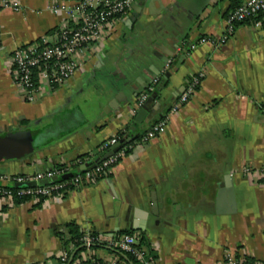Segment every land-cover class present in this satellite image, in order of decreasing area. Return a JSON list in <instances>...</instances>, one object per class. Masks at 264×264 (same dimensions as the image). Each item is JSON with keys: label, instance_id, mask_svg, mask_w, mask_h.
<instances>
[{"label": "crops", "instance_id": "crops-1", "mask_svg": "<svg viewBox=\"0 0 264 264\" xmlns=\"http://www.w3.org/2000/svg\"><path fill=\"white\" fill-rule=\"evenodd\" d=\"M18 1L21 11L0 9V135L33 131L74 106L86 122L21 159H0L1 176L71 169L80 156L91 167L107 152L103 141L126 127L136 136L161 116L166 127L95 184L40 207L0 203V264H58L68 223L100 236L78 254L85 262H123L108 240L124 231L142 238L156 264H221L229 255L264 262V24L227 34L231 0H136L98 57L27 103L8 58L60 18L47 9L52 0ZM166 73L145 119L131 124L135 98ZM198 75L194 94L169 113Z\"/></svg>", "mask_w": 264, "mask_h": 264}, {"label": "built area", "instance_id": "built-area-1", "mask_svg": "<svg viewBox=\"0 0 264 264\" xmlns=\"http://www.w3.org/2000/svg\"><path fill=\"white\" fill-rule=\"evenodd\" d=\"M136 0H52L47 9L59 16L57 28L51 34L42 35L37 40L17 47L8 58L9 68L14 76L16 87L21 98L27 103H33L43 99L57 90L65 87L74 76L83 69L103 48L105 37L109 35L115 26L128 14ZM10 8L21 11L22 5L18 0H0V9ZM260 17L264 24V0H243L242 4L231 11L226 19L227 34H231L238 23ZM227 35L221 38L226 41ZM1 40V31H0ZM209 43H215L213 39H207ZM200 75L193 76L180 97L173 103L169 113H175L179 107L185 104L194 94L195 88L200 82ZM159 77L153 79L156 84ZM148 87L135 98L131 107L132 118L136 115L153 91ZM166 127V119L153 124L142 136L140 143H147L162 133ZM125 130V129H124ZM121 130V131H124ZM118 133L103 141L102 151H108L112 146L119 144ZM135 146V145H134ZM133 146V147H134ZM132 147V149H133ZM125 155L123 149H118L107 159L99 161L95 167L88 169L84 174L73 175L71 179L60 183H49L41 187L18 188L14 193L11 190L0 187V203H13L14 196H31L34 201L38 198H60L67 192L69 186H80L86 181V186L95 184L99 174L112 169ZM68 169L65 167V170ZM66 172L58 168L50 169L32 176L2 175L1 181L24 182L53 179ZM33 201V202H34ZM86 248H90L93 242L99 243L100 236L92 237L89 233L81 239ZM108 246L126 252L134 253L144 264H156L155 259L147 249L140 246V237L133 234H122L115 239L108 240ZM73 246L65 248L59 259L61 264L68 260ZM90 264H125L112 261L103 263L92 260ZM73 264H85V261L75 260ZM221 264H264L259 260H246L229 255Z\"/></svg>", "mask_w": 264, "mask_h": 264}, {"label": "water", "instance_id": "water-1", "mask_svg": "<svg viewBox=\"0 0 264 264\" xmlns=\"http://www.w3.org/2000/svg\"><path fill=\"white\" fill-rule=\"evenodd\" d=\"M167 61V58L164 59V62ZM168 74L166 73L163 82L167 79ZM159 91H154L148 99L145 101L144 105L138 109L136 115L134 116L135 123H142L145 119L148 111V106L155 101ZM120 95H116V99H120L122 91L119 93ZM86 122V118L81 111H79L78 106H74L71 109H64L58 115H56L52 121L42 127L35 129L33 131L26 130H18L12 131L9 133H4L0 135V148L4 151H8L11 153V156H14L15 159H21L37 148L47 144L51 140L57 139L61 134L69 132L76 127L81 126ZM132 132L135 131V127L133 126L130 129ZM133 138H128L125 142H130ZM120 148V144L112 146L110 150L106 152V154L101 158V160L107 159L110 155L116 152ZM13 154V155H12ZM95 167L92 165L91 167L82 166L81 170H88ZM73 176L72 172L63 174L59 177H54L53 179H43L41 181H24V182H12V181H0V185L3 186H12L15 188H33V187H41L43 185H47L52 183L55 180H65Z\"/></svg>", "mask_w": 264, "mask_h": 264}, {"label": "trees", "instance_id": "trees-1", "mask_svg": "<svg viewBox=\"0 0 264 264\" xmlns=\"http://www.w3.org/2000/svg\"><path fill=\"white\" fill-rule=\"evenodd\" d=\"M231 1H232V10H231V11L237 9V8L242 4V2H243V0H231ZM251 20H260V17H258V18H254V19H250V20H246V21H244V22H248V21H251ZM244 22H241V23H244ZM238 24H240V23H238ZM163 81H164V80L161 78V79H159L158 83H156V84H153V83L151 82V84L149 85V87H153L154 90L150 92V95H151L152 93H154V91H157V90H158L159 92L161 91V89H162L163 86L165 85V82H163ZM190 81H191V80L189 79V82H190ZM158 95H159V93H158ZM158 95H157V97L155 98V100L158 99ZM164 119H165V116H161L160 118H158L157 120H155V122L152 123V124L149 126V128H150L153 124H155V123H157V122H160V121H162V120H164ZM131 124H136V123L134 122V119L132 120V123H131ZM149 128H148V129H149ZM148 129H146L145 131H143V132L137 134L136 136H134L133 132L130 130V127H126L124 131H120V132H118V135H117V136H118V141H119V144H120V149H123V150L125 151V154L130 153L131 150H132V147H133L135 144H137L138 142L141 141L142 136L144 135V133H145ZM130 137H132L133 139H132L130 142H125V141H126L128 138H130ZM0 150H1V151H0V159L14 158V156H11V153H10V152H8V151H4V150H2L1 148H0ZM12 155H13V154H12ZM83 164H84V158H83L82 156H80L79 159H77V161H76V162L74 163V165L71 167V169L69 168V169H66V170H65V167H64V166H58L57 168H58L59 170L63 171V172L65 171L66 173L72 172L73 175H77V174H82V175H83L84 172L86 171V170H84V171L81 170V166H82ZM111 170H112V169H110V170H106V172H104L103 174H99V175L97 176L98 181L101 180V179H103V178H105V177H107L108 175H110ZM66 173H65V174H66ZM0 176H1V175H0ZM58 177H59V176H58ZM69 179H71V177L68 178V179H65V180H69ZM65 180H61V181H59V180H55V181H53V182H54V183H60V182L65 181ZM86 184H87L86 181H83V182L80 184V186H69V188H67V189H68L67 192L70 191V190H73V189H75V188H81V187H84V186H86ZM0 187H1L2 189L11 190V191H13L14 193H16V192H17V189H18V188L12 187V186L9 187V186H3V185H0ZM45 199H46V198L41 197V198H38V200L34 201L33 198H32L31 196H17V195H15V196H14L13 203H14V204H18V205H20V204H24V203H27V202H33V201H34L33 203L35 204V206L40 207V206H41V203H42ZM87 233H89V235L92 236V237L99 236L97 233L92 232V231H90V232H84L83 230H81V229H80L76 224H74V223H68V224L66 225V231H65L64 234L68 237V239H67L66 241H64L63 245L65 246V248H67V247H69V246H73L74 249H73L72 252L69 253L68 260L65 262V264H73V262H74L75 260H77V258H78V254H79L81 251H83L84 249H86V246L83 245L81 239H82V237H83L85 234H87ZM122 234H131V233H130V232H126V231H124V232H122L120 235H122ZM97 244H98V243L93 242V245H91V247H95ZM140 246H141L142 248L147 249V251L149 252V254L153 257L152 252L149 251L148 248L144 246V244H143V240H142L141 237H140ZM115 251L117 252V255L119 256V261H123V263H125V264H144L143 260L139 259L134 253L126 252V251H122V250H119V249H116ZM61 263H62V261L59 259V260H58V264H61ZM85 264H90V263H89V262H85Z\"/></svg>", "mask_w": 264, "mask_h": 264}, {"label": "rangeland", "instance_id": "rangeland-1", "mask_svg": "<svg viewBox=\"0 0 264 264\" xmlns=\"http://www.w3.org/2000/svg\"><path fill=\"white\" fill-rule=\"evenodd\" d=\"M33 130H35V129H33Z\"/></svg>", "mask_w": 264, "mask_h": 264}]
</instances>
